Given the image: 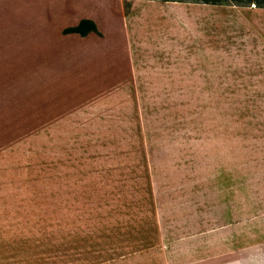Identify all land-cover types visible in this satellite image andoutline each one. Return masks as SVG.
Here are the masks:
<instances>
[{
    "label": "crops",
    "instance_id": "1",
    "mask_svg": "<svg viewBox=\"0 0 264 264\" xmlns=\"http://www.w3.org/2000/svg\"><path fill=\"white\" fill-rule=\"evenodd\" d=\"M82 19L92 21L99 34L63 32ZM36 96L43 105L41 133L50 129V108L57 118L58 107L74 105L77 117L73 122L65 118L63 129L94 134L91 140L73 136L68 148L85 151L79 160L92 184L90 197L107 209V214L98 209L100 219L103 212L109 215V207L117 208L110 223L100 222L93 231L100 237L92 233L86 244L100 248L87 255L95 264L109 259L121 260L116 264H228V253L210 251L220 244L214 238H200L199 254L191 249L189 231L179 236L192 227L198 210L180 203L182 194L171 185L185 142L162 139L179 115L175 109L162 113L160 102L202 101L205 146L214 156L206 163L221 170L219 181H232L239 157L231 155L232 144L220 127V102L253 100V215L234 181L219 190L228 204L222 208L218 196L207 227L232 222L237 264H253L252 258L244 260L240 247L242 238L255 246L263 243L264 6L0 0V264L50 261L49 150L41 138V153L35 155L19 135L33 128L18 124L29 113L19 101ZM90 108L97 117L90 116ZM180 209L189 216H178ZM225 212L230 220H221ZM201 223L205 228L203 217ZM72 262L81 264L77 255Z\"/></svg>",
    "mask_w": 264,
    "mask_h": 264
},
{
    "label": "rangeland",
    "instance_id": "2",
    "mask_svg": "<svg viewBox=\"0 0 264 264\" xmlns=\"http://www.w3.org/2000/svg\"><path fill=\"white\" fill-rule=\"evenodd\" d=\"M162 1L183 3V5L190 3H205L218 6L246 7L253 6L254 3L257 6H264V0ZM36 98L37 99L33 101H19L18 107L20 109L29 108V113L27 116H23V118H18L19 123H16L19 125L26 124L28 127L33 128V130L30 129L32 131L29 133L19 135H22V140L27 139V148L32 150L35 155L41 153V138H44V145H46V149L49 150V174L47 176L49 178L47 181L49 188V264H73L72 261L75 255H77L81 264H95L94 260H92L93 262L87 260V255L94 256L96 252L100 251V248L95 245L94 247L92 245L90 248L86 244L88 240L92 241L91 234L94 230H97L98 223L101 222L103 225L107 222L110 223L113 217L112 215L115 210L117 211V208L115 206L109 207V215H104L105 211L107 214V209H105L103 204H100V200L90 197V188L92 184L89 180V176L85 174L83 165L80 164L79 158L85 151L81 149L75 151L73 147L68 148L69 140H73V136H75L77 140H91L94 134H89L88 132L86 134H70L66 132L65 128L63 129V124L66 123L65 118H69L70 121L73 122V118L77 117L75 113L76 109L73 108L74 105L58 107L59 115L58 117L56 116L57 118H54V115H52L54 114V108L49 107L52 112L50 115L52 117L49 118L50 129L49 131L41 133L40 128L43 105L41 97L38 98L36 96ZM160 103L162 104V113L164 109L169 111L175 109L179 115L175 118L174 123L176 125L174 127L168 128L164 130V132L162 131V139L170 137L172 141L178 140L185 142L183 144L184 146L179 149V167L177 169L176 166L173 168V173L176 174L177 178H175V181H173L174 183H171V185L177 184V188L180 190L179 193L182 194L179 200L180 203L189 205L190 207L195 205V210H198L194 214V224L192 227L188 230H180L179 236H185L189 231L190 237L194 238L191 249L200 254V238L208 235L214 238L212 240H214L215 244L220 243L218 246H214L210 251H223L228 253L227 256H230L228 258L231 260L227 261V263L237 264V257L236 254H234L235 244L233 243V235L235 226L233 223L229 221L227 225L222 226L220 229L208 230L207 227L211 226L214 221L213 211L217 204L216 200L219 199L218 196L223 200L224 204H222V208L226 209L225 206L227 207L228 204L223 196L220 195L219 190L221 191V188L227 189V185L234 184V181L241 193L242 199L253 215V100H242L240 102L228 100L220 102V127L224 128L225 135L227 136V143L232 144L231 155H235L237 158L239 157V163L236 166V170L233 172L234 175H231L233 182L226 179V177L219 181L217 173H219V171L221 173V170H218L216 164L212 162L214 156L212 155L211 148L209 149L205 146V129H203V118L201 117L202 101L191 99ZM93 109L94 108L88 109V112H90V116L92 115L95 117L97 112ZM167 120L171 122V119L167 118ZM212 125L217 126L216 123ZM58 126L60 130H58ZM129 135L133 138L131 134ZM104 138H106V136ZM46 142H49V145H47ZM205 158H209L212 161L206 163L207 160H205ZM34 178L36 179V176H34ZM112 184L114 183H111V185ZM165 185L167 188V184H163L162 186L164 187ZM110 188L112 189L113 186ZM186 194L192 196H186ZM98 209L104 210L101 219ZM202 209L204 213H202ZM180 210L178 216L182 218L189 216L188 212H185L184 209ZM89 213L91 214L90 216H88ZM104 216H107L106 219H104ZM229 216V213L225 212L222 214L221 220L225 221ZM97 217L98 219H96ZM202 217L206 222L204 223V226H206L205 228H202ZM225 217L226 219H224ZM196 218L198 219L196 220ZM94 219L97 220L96 223ZM260 219H264V217ZM228 220H230V218ZM261 223L262 228H259V235L263 243L255 246L249 244V239L244 240L242 238L243 243L240 247V252L243 254L244 260L247 258L249 261V259L252 258L253 264H264V222L262 221ZM86 224L88 225L87 230L83 229ZM89 228L93 230H89ZM93 236L95 239L96 236L100 237L99 234L96 235V232L92 234V238ZM212 246L213 245H211V247ZM117 261L121 260L109 259L108 262L99 264H116ZM196 261L197 258L193 263Z\"/></svg>",
    "mask_w": 264,
    "mask_h": 264
},
{
    "label": "trees",
    "instance_id": "3",
    "mask_svg": "<svg viewBox=\"0 0 264 264\" xmlns=\"http://www.w3.org/2000/svg\"><path fill=\"white\" fill-rule=\"evenodd\" d=\"M90 31H94L95 33L99 34L96 25L92 21L85 19H82L78 25L74 27H68L63 30L64 33H78L81 36H85Z\"/></svg>",
    "mask_w": 264,
    "mask_h": 264
}]
</instances>
